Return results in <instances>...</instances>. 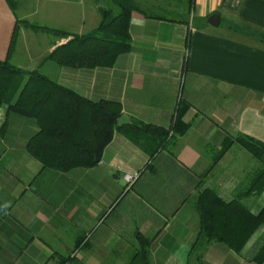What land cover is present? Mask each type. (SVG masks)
<instances>
[{
    "label": "crops",
    "instance_id": "0c3cea01",
    "mask_svg": "<svg viewBox=\"0 0 264 264\" xmlns=\"http://www.w3.org/2000/svg\"><path fill=\"white\" fill-rule=\"evenodd\" d=\"M12 2L0 0V61L37 68L87 100L118 102L127 124L168 130L181 103L188 128L150 160L114 131L94 167L60 173L25 152L34 123L0 108V264H58L67 256L77 264H142L138 255L146 264H257L255 234L243 255L196 239L194 200L211 188L252 212L264 202L263 193L240 196L258 165L238 145L210 166L225 136L264 145V0H194L186 23L131 12L128 53L95 69L38 64L66 41L50 30L79 36L96 27L99 0ZM123 174L135 177L131 185L122 184Z\"/></svg>",
    "mask_w": 264,
    "mask_h": 264
},
{
    "label": "trees",
    "instance_id": "16d2710c",
    "mask_svg": "<svg viewBox=\"0 0 264 264\" xmlns=\"http://www.w3.org/2000/svg\"><path fill=\"white\" fill-rule=\"evenodd\" d=\"M5 1L12 7V0ZM108 1L110 6L97 7L98 23L87 34L78 36L50 30L66 41L56 46L38 65L50 62L68 69L110 68L119 56L129 51L128 22L131 12L146 18L186 23L185 19L194 10V0H165V9L160 8L163 3L159 8L154 7L168 15L147 13L137 0ZM177 5L182 8L176 9ZM23 23L33 29L49 30ZM258 41L264 42V39L258 36ZM2 107L6 114L34 123L37 131L26 141L25 152L41 168L60 173L94 167L114 131L121 132L128 141L144 150L150 160L166 147L172 135H183L188 128L187 124L181 122L186 110V106L181 103L176 106L173 123L168 130L136 121L116 127L121 116L118 102L87 100L71 89L58 85L37 68L24 71L11 65L7 59L0 61ZM232 144L245 150L260 165L241 187L240 196L264 194L262 143L242 135L233 138L225 136L210 166L213 167ZM194 209L198 220L196 239L222 244L231 252L243 255L247 242L255 234L256 250L252 261L257 264L264 262V202L257 212H252L238 200L224 201L215 190L202 188L196 194ZM138 256L142 264H146V255ZM58 264L77 263L67 256Z\"/></svg>",
    "mask_w": 264,
    "mask_h": 264
},
{
    "label": "rangeland",
    "instance_id": "374dc122",
    "mask_svg": "<svg viewBox=\"0 0 264 264\" xmlns=\"http://www.w3.org/2000/svg\"><path fill=\"white\" fill-rule=\"evenodd\" d=\"M160 1H162L161 3H163L161 6H160V8H162V9H165V7H166V5H165V0H159V2ZM99 3H101L99 6H102V7H107V5H106V3L104 2V0H99ZM140 7L142 8V10H144V11H146L147 13H150V14H156V15H163V14H166V15H168L167 13H164L163 11H161L160 9H157V8H154V7H149V6H146V5H140ZM178 8H182L180 5H177V7H176V9H178ZM170 9H172V8H170ZM169 9V10H170ZM15 13H16V15L18 16L19 15V12L17 11V9H16V11H15ZM186 16V15H185ZM223 24H224V22H222V24H221V26H223ZM38 40V39H37ZM39 41V40H38ZM36 44V43H35ZM34 44V45H35ZM17 46L19 47V50H22L20 53H19V57H23V56H25V54H27L26 53V48H27V46H26V43H25V40H21V41H18L17 42ZM29 47H31V46H29ZM257 165H258V167L257 168H260V165H259V163L257 162ZM262 204V203H261ZM259 233L257 232L256 233V235H258Z\"/></svg>",
    "mask_w": 264,
    "mask_h": 264
},
{
    "label": "water",
    "instance_id": "95a60500",
    "mask_svg": "<svg viewBox=\"0 0 264 264\" xmlns=\"http://www.w3.org/2000/svg\"><path fill=\"white\" fill-rule=\"evenodd\" d=\"M218 21H219V17L218 16H213L209 19V23L212 26H217L218 25ZM123 124H127V121L125 119L124 116H120L119 119L116 122V127H120Z\"/></svg>",
    "mask_w": 264,
    "mask_h": 264
},
{
    "label": "built area",
    "instance_id": "2783aa9c",
    "mask_svg": "<svg viewBox=\"0 0 264 264\" xmlns=\"http://www.w3.org/2000/svg\"><path fill=\"white\" fill-rule=\"evenodd\" d=\"M134 179H135L134 176H130V175H128V174H123V175H121V177H120V180H121L122 184H123L125 187L131 185L132 182L134 181Z\"/></svg>",
    "mask_w": 264,
    "mask_h": 264
}]
</instances>
